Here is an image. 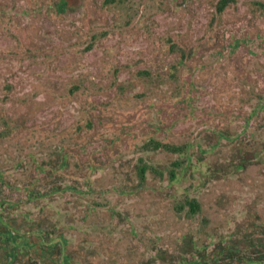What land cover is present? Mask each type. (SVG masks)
<instances>
[{"label":"rangeland","instance_id":"rangeland-1","mask_svg":"<svg viewBox=\"0 0 264 264\" xmlns=\"http://www.w3.org/2000/svg\"><path fill=\"white\" fill-rule=\"evenodd\" d=\"M223 3L0 0V264H264V0Z\"/></svg>","mask_w":264,"mask_h":264},{"label":"trees","instance_id":"trees-1","mask_svg":"<svg viewBox=\"0 0 264 264\" xmlns=\"http://www.w3.org/2000/svg\"><path fill=\"white\" fill-rule=\"evenodd\" d=\"M225 1V3H223L221 6L222 7H219V11L220 12H222L224 9V6L226 5V2H228V0H224ZM155 146H156V148L158 149V148H164V149H166V150H172V148H170L168 145H163V144H161V143H155ZM190 205L192 206V208H195L196 206H195V204L194 203H192V202H190Z\"/></svg>","mask_w":264,"mask_h":264}]
</instances>
